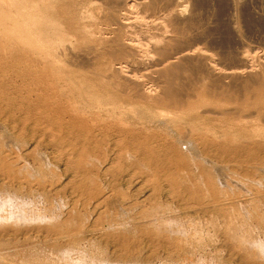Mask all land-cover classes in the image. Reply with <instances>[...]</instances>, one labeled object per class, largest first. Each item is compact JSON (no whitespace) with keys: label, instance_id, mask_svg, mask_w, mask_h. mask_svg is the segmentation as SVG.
<instances>
[{"label":"rangeland","instance_id":"1","mask_svg":"<svg viewBox=\"0 0 264 264\" xmlns=\"http://www.w3.org/2000/svg\"><path fill=\"white\" fill-rule=\"evenodd\" d=\"M257 181L264 0H0V264L93 241L113 264L209 244L258 264L234 243L241 211L264 227ZM168 203L188 238L153 229Z\"/></svg>","mask_w":264,"mask_h":264},{"label":"clouds","instance_id":"2","mask_svg":"<svg viewBox=\"0 0 264 264\" xmlns=\"http://www.w3.org/2000/svg\"><path fill=\"white\" fill-rule=\"evenodd\" d=\"M257 184L264 186V181H257ZM58 205L61 212L68 207L63 197L59 198ZM178 212L171 203L161 205L156 210L152 227L158 235L184 239L190 236L189 229L175 218ZM239 217L234 233L236 247L252 256L258 264H264V227L255 221L251 213L241 211ZM205 239L212 242L215 240V234L208 231L205 233ZM58 256V264H113L107 249L95 241L62 249ZM193 264H223L222 254L214 251L209 244L194 257Z\"/></svg>","mask_w":264,"mask_h":264},{"label":"bare ground","instance_id":"3","mask_svg":"<svg viewBox=\"0 0 264 264\" xmlns=\"http://www.w3.org/2000/svg\"><path fill=\"white\" fill-rule=\"evenodd\" d=\"M30 39L32 40V41H34L36 44H37V46H42V41H43V39H42V37H38V36H34L33 37V39H32V37L30 36ZM45 44V43H44ZM44 46V45H43ZM40 49V48H39ZM72 119V118H71ZM73 120V119H72ZM80 120V119H79ZM71 121V120H70ZM73 122V121H72ZM78 125V124H77ZM3 205V204H2Z\"/></svg>","mask_w":264,"mask_h":264}]
</instances>
